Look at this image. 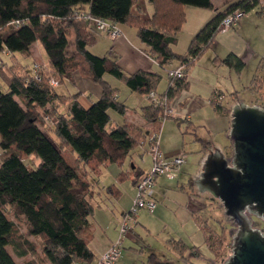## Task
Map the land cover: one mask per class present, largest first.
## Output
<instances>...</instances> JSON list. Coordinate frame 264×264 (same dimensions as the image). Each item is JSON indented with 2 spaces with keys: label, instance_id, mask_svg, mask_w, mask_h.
I'll list each match as a JSON object with an SVG mask.
<instances>
[{
  "label": "trees",
  "instance_id": "obj_1",
  "mask_svg": "<svg viewBox=\"0 0 264 264\" xmlns=\"http://www.w3.org/2000/svg\"><path fill=\"white\" fill-rule=\"evenodd\" d=\"M137 1L0 0V54L8 51L13 56H18L16 52L30 55L32 44L39 42L48 62V67L41 68L38 75L20 60L25 73L10 75L0 66V145L4 154L0 160V264H19L10 246L20 256L33 248L28 240L30 247H23L21 240L26 238L18 233L9 206L15 216L25 218L28 233L42 239L45 257L51 264H92L95 253L90 246L91 218L96 207L92 197L99 182L95 176L100 175L106 163L121 165L130 151L143 145L151 134L141 124L113 123L110 109L124 114L127 107L118 99V88L105 74L110 73L142 94L157 92L162 74L145 69L128 72L117 59L92 52L90 46L96 42L97 34L77 10L135 27L147 46L146 52L160 66L185 65L183 77L171 76L169 69L173 67H167L168 87L158 93L166 96L170 104L189 86L190 66L212 45L223 18L238 8L248 12L260 2L231 0L219 10L213 0H151L154 13L144 18L134 11ZM187 5L208 8L215 14L194 35L188 50L178 53L172 45L186 21ZM78 57L83 60L79 62ZM214 61L239 72L245 66L242 57L234 51L222 58L215 57ZM81 70L102 86L101 95L90 105L80 100L82 91L67 95L50 83L51 76L61 84ZM212 102L217 110L223 109L220 102ZM62 106L66 107L65 111L61 110ZM143 110L149 123L158 122L160 115L175 116H165L164 108L150 101ZM48 118L53 122L50 129L59 141L43 127L49 123ZM160 130L159 124L156 131ZM62 144L71 147L76 154L74 160L64 154ZM21 152L35 155L39 162L29 166ZM123 174V171L119 173ZM106 189L120 192L113 184ZM221 234L208 243L215 255L220 254L224 243ZM178 244L182 249L187 247Z\"/></svg>",
  "mask_w": 264,
  "mask_h": 264
},
{
  "label": "rangeland",
  "instance_id": "obj_2",
  "mask_svg": "<svg viewBox=\"0 0 264 264\" xmlns=\"http://www.w3.org/2000/svg\"><path fill=\"white\" fill-rule=\"evenodd\" d=\"M187 7L194 8L196 6L187 5ZM195 9H202L207 13L210 10L203 7H196ZM189 16V19L182 24L178 31L177 42L172 45L173 50L178 53H185L188 50L189 44L196 34L192 32V28L199 15L192 12ZM240 34L233 29L232 33H219L217 36L219 43L216 47L213 45L208 47L190 66V84L182 90L189 93L188 112L180 117L175 114L174 117H168L164 120L159 119L156 123L147 122L143 110L145 105L143 100L147 94L133 91L122 80L110 73L105 74V77L112 81L111 84L118 88L116 95L127 107L124 114L111 108L112 121L141 124L143 129L150 133L156 131V126L160 124L161 138L159 144L163 154L168 158L180 155L185 159L179 166L175 179L166 176L157 177L155 189L157 187L158 191L155 196L158 199V205L155 211L151 213L146 208L138 211L132 226L138 220L139 223L134 227V230L141 235V238L139 237V241H137L125 237L123 251L128 253L127 264H147L150 253L149 247L162 259V262L167 259L170 262L169 264H224L232 253L233 235L237 230V224L225 214L220 199L213 196L209 191L203 192L206 207L200 212L198 218L207 229L205 227L204 229L201 227L195 228V219L189 218L188 212L182 207L188 201L190 183H193L195 190L201 193L194 182L202 171L207 154L214 146L222 149L229 160L232 159L234 150L230 128L233 106L238 102H245L247 104H259L264 107V32L257 31L254 36L249 38V41ZM106 46V41H103L100 46H95L92 50L102 54L108 48ZM70 47L72 48L73 45L71 44ZM230 51L245 56L246 66L241 72L226 64L214 61L215 57L222 58ZM16 54L18 56H13L8 51L0 54V66L6 68L7 73L10 75L25 73V67L20 65V61L28 64L32 72L35 63L39 64L40 69L48 67L45 50L39 42H35L32 46L30 55H24L20 52H16ZM77 59L79 62L83 60L82 57ZM11 64L12 67L9 66ZM46 70L50 72L49 69ZM156 71L162 74L156 89L157 92L162 93L169 84L168 74L166 69L159 65L156 66ZM80 75L85 76L82 70ZM79 82L80 79L74 74L73 79H65L61 84L58 83L54 86L58 92L71 95L78 90L76 86ZM80 97L85 105H90L96 100L92 99V93L90 92L85 93L83 96L81 94ZM212 100L216 103L220 102L223 109L217 110ZM61 110L65 111L66 107L62 106ZM142 121L144 122L140 123ZM48 122L42 124L43 127L53 139L59 141L50 129L53 125L50 118H48ZM152 124L155 127L152 128ZM62 148L68 158L75 159L76 154L70 146L62 144ZM3 155V149L0 145V160ZM21 156L29 166H35L39 162V158L33 154L28 155L21 152ZM152 161L150 141L147 138L143 145L130 151L124 162L119 166L123 172L131 171L132 163L147 169L151 167ZM119 166L115 163H109L107 166L103 165L101 172L102 170L104 172L97 178H100L105 184L113 182L111 181V175L114 172L117 174ZM120 187L122 190V201L120 203L130 210L135 198V195H133L134 190H132V179L126 177ZM8 211L15 220L18 233H21L24 239L26 238L25 241L21 240L23 247L29 248L31 245L26 240L32 242L33 245L32 250L25 256L18 255L16 248L13 246L9 247L18 263L51 264L45 257L42 239L28 233L25 218L15 216L10 206ZM251 217L253 225L264 231V219L256 215ZM203 232L206 234V241H203ZM115 233L118 237L116 230ZM218 234L222 235L224 243L220 247V254L215 255L210 250L208 243L212 242L213 237ZM178 242L189 247L182 249ZM193 245H196L199 250L192 248ZM143 251L144 253H142Z\"/></svg>",
  "mask_w": 264,
  "mask_h": 264
},
{
  "label": "crops",
  "instance_id": "obj_3",
  "mask_svg": "<svg viewBox=\"0 0 264 264\" xmlns=\"http://www.w3.org/2000/svg\"><path fill=\"white\" fill-rule=\"evenodd\" d=\"M230 1L231 0H213V2L216 5H218L219 10H223L227 6L228 2ZM195 8L196 7L194 8L187 7V6L185 7L186 20L189 19L190 17L189 15H191L192 12H195L197 15H199L196 23L194 24L192 28L193 33H197L200 30V28L215 14L214 10H209L207 13V12L202 11V9H195ZM258 10L261 11V14L258 12ZM134 11L144 18H149L154 13L153 2L151 0H138L136 5L134 6ZM120 27H121L122 33L114 37L106 33L94 30L97 34V40L93 45L90 46L91 51L94 52L92 49L95 46H100V44L103 43V41H106V45H107L106 47L108 48L107 49L104 48L106 49L105 52L102 54H98L94 52L95 54H98V55L106 54V55L111 56L112 58L117 59L119 63L122 65V67L128 72H134L139 69L156 71V66H158L159 63L155 60L154 57H152L150 54L146 52L145 49L147 48V46L145 43H143L140 40L139 36L137 35V29L133 26H129L125 24H120ZM232 29L235 30L239 34L242 33L240 35L244 39H248V41H249V38L251 36H254V33H256L257 31H260L261 33H263L264 32V0H260L259 4L255 8L246 12L242 16L240 21L234 27H231L230 29L226 31H219L216 37L214 38L212 45L216 47V45L219 43V41L217 40V36L219 33H232ZM34 44L35 43H33L32 46ZM32 46H31V49H32ZM240 56L244 60L245 66H246L245 56L244 55L243 56L240 55ZM174 65L175 63H172L168 65L167 67H173ZM167 67H164L166 71H167ZM74 74L75 76H78V78L80 79L79 84L76 86L78 90L77 89L76 90L82 91V96L85 93L90 92L92 93V99H97L101 95L102 86L98 82H95L86 76H81L79 71H75ZM188 79H189V72H188ZM107 80L110 83H112V81H110L109 79ZM189 98L190 97H189L188 91H182L181 94H179L178 96L174 98V100L171 102L172 106L175 109L174 114H177L180 117L181 115L188 112L187 109H188V104H189V100H188ZM80 100L83 102L81 97H80ZM143 102L145 104L148 103L147 95L144 98ZM143 122L144 121L140 123H143ZM113 123L115 124L116 122L113 121ZM153 127H155L154 124H152V128ZM160 138H161V132H159V143H160ZM108 164L109 163H106L104 165L107 166ZM131 168H132L131 171L124 172V174L120 176L119 173L122 171V168L119 166V170L117 174H115L114 172L111 175L112 177L111 181L113 182L108 183V184L103 183L100 180V178H98L99 182L97 186L95 187V192L92 197V201L94 205L96 206L94 215L91 218V221H92L91 229H92L93 236L90 240V246L95 253L94 262L103 253V251L107 247H109L111 243L116 239L117 234L115 233V230L119 234L120 221L123 215L128 210V208L124 207V205H121L120 203L122 201V190H121L120 185L124 182V179L126 177H130V179H132L133 181V189H132L134 190L133 195H136V183L134 182V178H136V176L138 175L140 176L142 173L150 169V168L143 169L142 167L137 166L134 163L131 164ZM103 172L104 171L102 170L100 175H102ZM100 175L95 176V178L99 177ZM166 177L175 179L177 177V172H176V176L174 177H168V176ZM111 184L115 185L116 187L120 189L119 194H116L117 193L116 191L111 193L108 189H106V187ZM181 186L184 187L183 185ZM157 191L158 190L156 187L154 196L156 195L155 193ZM203 194H204L203 192L198 193L195 190L193 183H190L188 201H186L185 206H183L182 208L188 212L189 218H191L192 220L195 219V222H194L196 226L195 228L201 227L204 229L205 225H203L200 222V219L198 218L200 212L203 210L204 207H206V201L204 200ZM156 200H157V203H156V207L154 208V210L150 211L147 209L151 213L154 212L155 209L157 208L158 199L156 198ZM138 223L139 222L137 220L136 224L132 226L131 231L126 235L127 238L135 239L139 241V237L141 238V235L134 230V227ZM203 241H206V234H204ZM196 245H193L192 248L197 249L198 247ZM188 247L189 246H187L186 249ZM149 252L150 253L148 255L147 264H158V263L159 264H169L170 263L167 259L164 262H162V259L155 253V251H153L151 247H149ZM142 253H144V251ZM127 254L128 253L123 251V248H122L121 256L114 264H127L128 262Z\"/></svg>",
  "mask_w": 264,
  "mask_h": 264
},
{
  "label": "water",
  "instance_id": "obj_4",
  "mask_svg": "<svg viewBox=\"0 0 264 264\" xmlns=\"http://www.w3.org/2000/svg\"><path fill=\"white\" fill-rule=\"evenodd\" d=\"M230 136L232 159L214 146L194 183L200 192L220 199L225 214L237 224L232 253L224 264H264V231L251 217L264 219V107L236 103Z\"/></svg>",
  "mask_w": 264,
  "mask_h": 264
},
{
  "label": "built area",
  "instance_id": "obj_5",
  "mask_svg": "<svg viewBox=\"0 0 264 264\" xmlns=\"http://www.w3.org/2000/svg\"><path fill=\"white\" fill-rule=\"evenodd\" d=\"M245 13V10L240 8L228 13L223 18L219 31H226L231 27H234ZM77 14L86 19L95 31L103 32L113 37L122 33L120 25L115 21L93 16L82 9H78ZM34 66L33 72L38 75L40 69L39 64L35 63ZM169 74L171 76L183 77L186 74L185 65L170 68ZM50 83L56 85L58 84V80L52 77L50 78ZM147 98L150 102L163 107L165 116L175 113V109L172 104H168L166 96L160 95L158 92L152 90L147 94ZM159 118L162 120L165 119L162 115H160ZM148 140L150 141V153L153 160L152 165L150 169L138 177L134 203L132 208L123 215L120 221L118 237L103 251L93 264H114L120 258L123 241L126 235L131 231L133 221L136 220L138 211L142 208L153 211L156 207L157 200L154 196V192L157 177L162 175L168 177L176 176L179 166L185 160L184 157L180 155L168 158L163 154L159 144L158 131L151 133Z\"/></svg>",
  "mask_w": 264,
  "mask_h": 264
}]
</instances>
